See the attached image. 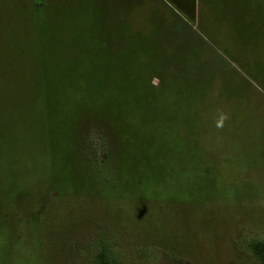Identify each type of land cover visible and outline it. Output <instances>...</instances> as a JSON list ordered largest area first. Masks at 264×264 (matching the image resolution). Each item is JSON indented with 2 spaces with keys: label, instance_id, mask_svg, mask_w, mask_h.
<instances>
[{
  "label": "rangeland",
  "instance_id": "374dc122",
  "mask_svg": "<svg viewBox=\"0 0 264 264\" xmlns=\"http://www.w3.org/2000/svg\"><path fill=\"white\" fill-rule=\"evenodd\" d=\"M258 241L264 0H0V264H261Z\"/></svg>",
  "mask_w": 264,
  "mask_h": 264
},
{
  "label": "trees",
  "instance_id": "16d2710c",
  "mask_svg": "<svg viewBox=\"0 0 264 264\" xmlns=\"http://www.w3.org/2000/svg\"><path fill=\"white\" fill-rule=\"evenodd\" d=\"M105 143L102 144V146H105L107 148V141H104ZM104 149V148H103ZM104 164L107 165V168L109 167V163L111 162L110 153L109 151L105 150L104 153ZM103 166V165H102ZM106 170V169H105ZM102 171V168L99 167V172ZM103 172V171H102ZM252 250L256 254L257 258L261 262V264H264V241H258L252 245ZM98 261L100 264H113V256L112 252L108 249V247H104L99 253H98Z\"/></svg>",
  "mask_w": 264,
  "mask_h": 264
}]
</instances>
